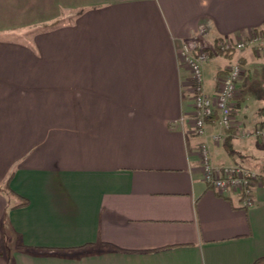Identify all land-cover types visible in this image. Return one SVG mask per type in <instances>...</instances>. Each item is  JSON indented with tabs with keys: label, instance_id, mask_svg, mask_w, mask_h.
<instances>
[{
	"label": "crops",
	"instance_id": "1",
	"mask_svg": "<svg viewBox=\"0 0 264 264\" xmlns=\"http://www.w3.org/2000/svg\"><path fill=\"white\" fill-rule=\"evenodd\" d=\"M33 26L43 28L8 37ZM263 27L264 0H0V264L263 257L264 140L226 131L262 176L254 206L209 186L201 143L217 164L240 159L212 140L216 118L196 132L179 55L194 43L213 53L203 64L208 94L240 61L236 119L264 128V56L217 49Z\"/></svg>",
	"mask_w": 264,
	"mask_h": 264
},
{
	"label": "built area",
	"instance_id": "2",
	"mask_svg": "<svg viewBox=\"0 0 264 264\" xmlns=\"http://www.w3.org/2000/svg\"><path fill=\"white\" fill-rule=\"evenodd\" d=\"M201 34L207 36V29L202 26ZM252 48L264 56V27L253 29L236 38H224L217 43L221 53L241 51ZM181 62L191 71L190 88L193 94L195 108L196 132L204 135L207 121L216 118L222 128L220 133L213 134L212 140L218 145L226 141V131L233 130L238 137H255L264 140V128L261 125L253 130L241 128L235 116L238 98V84L243 76L242 63L235 60L223 74L214 94L205 90V73L203 64L211 58V51L197 43L183 44L179 52ZM203 180L213 189L223 194H238L241 196V205L249 208L255 205V190L261 182V174L240 163L217 164L214 162L208 142L199 146Z\"/></svg>",
	"mask_w": 264,
	"mask_h": 264
},
{
	"label": "rangeland",
	"instance_id": "3",
	"mask_svg": "<svg viewBox=\"0 0 264 264\" xmlns=\"http://www.w3.org/2000/svg\"><path fill=\"white\" fill-rule=\"evenodd\" d=\"M70 18V17H69ZM43 27H41L42 29ZM37 27H26V28H20V29H14L12 30L11 33H9V36L8 37H12V38H18V39H21V40H24V39H27V38H31L32 36L35 35L36 32H38L39 30H41ZM236 53L238 54V52L236 51ZM237 59V58H236ZM234 60H231L230 61V64L231 65L233 63ZM240 156V153L237 152V158L240 159L239 162L243 163L244 165H246L248 162V159L246 158H239ZM247 166V165H246ZM257 169V168H256ZM11 174H8L7 175V178L4 182V184L6 185V181L8 179V177L10 176ZM0 193H1V190H0ZM4 196L6 197L7 195L4 194Z\"/></svg>",
	"mask_w": 264,
	"mask_h": 264
},
{
	"label": "trees",
	"instance_id": "4",
	"mask_svg": "<svg viewBox=\"0 0 264 264\" xmlns=\"http://www.w3.org/2000/svg\"><path fill=\"white\" fill-rule=\"evenodd\" d=\"M218 53L219 54H224V53H221L219 51H218ZM225 53H226V55H230V56L233 54V52H225ZM212 54L213 53L211 52V55ZM232 140H233V135L229 132L227 134V136H226L225 146H227V149H228L229 153L233 155V154H235L237 152L232 148ZM10 179H11V175L7 179V183L10 181ZM27 203H28V201L26 199L23 200V202H22V204H27ZM253 264H264V256L258 258Z\"/></svg>",
	"mask_w": 264,
	"mask_h": 264
}]
</instances>
